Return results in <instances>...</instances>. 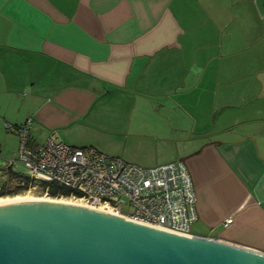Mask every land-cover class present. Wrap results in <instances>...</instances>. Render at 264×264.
<instances>
[{"label":"crops","instance_id":"1","mask_svg":"<svg viewBox=\"0 0 264 264\" xmlns=\"http://www.w3.org/2000/svg\"><path fill=\"white\" fill-rule=\"evenodd\" d=\"M27 119L30 145L185 160L189 233L264 252V0H0V127Z\"/></svg>","mask_w":264,"mask_h":264},{"label":"water","instance_id":"2","mask_svg":"<svg viewBox=\"0 0 264 264\" xmlns=\"http://www.w3.org/2000/svg\"><path fill=\"white\" fill-rule=\"evenodd\" d=\"M1 150V147H0ZM75 204L0 205V264H264V252Z\"/></svg>","mask_w":264,"mask_h":264},{"label":"built area","instance_id":"3","mask_svg":"<svg viewBox=\"0 0 264 264\" xmlns=\"http://www.w3.org/2000/svg\"><path fill=\"white\" fill-rule=\"evenodd\" d=\"M28 122L4 124L17 133L18 156L26 167L25 172H16L20 174L18 185L41 188L44 181L46 194L50 182H56L69 189V197L102 204L130 219L189 233L198 212L194 181L185 160L142 165L92 146H74L50 137L30 145ZM11 163L7 160L6 168ZM124 204L130 207L128 211L123 210ZM231 219L227 217L224 224Z\"/></svg>","mask_w":264,"mask_h":264},{"label":"rangeland","instance_id":"4","mask_svg":"<svg viewBox=\"0 0 264 264\" xmlns=\"http://www.w3.org/2000/svg\"><path fill=\"white\" fill-rule=\"evenodd\" d=\"M1 128L0 138V186L6 189V192L0 196L6 195H14V194H22L29 192L34 195H46L49 197H61V196H50L48 193H44V190L39 188L38 186L35 188L28 189L27 186L18 185L19 176L15 172H25L26 167L25 163L19 159L17 147L19 144V139L14 137H7L9 133L5 132L4 129ZM11 136V135H10ZM109 155V154H107ZM114 156V155H110ZM124 159V158H123ZM7 160H11L12 163L10 167L6 168ZM14 172V173H13ZM66 196H62L64 198ZM68 197V196H67ZM70 198V197H68ZM130 207L126 204L123 205V210L128 211Z\"/></svg>","mask_w":264,"mask_h":264},{"label":"bare ground","instance_id":"5","mask_svg":"<svg viewBox=\"0 0 264 264\" xmlns=\"http://www.w3.org/2000/svg\"><path fill=\"white\" fill-rule=\"evenodd\" d=\"M68 197L67 196L64 198H62V196L61 197H49L46 195H40L39 196V195H34V194L29 193V192H26V193H22V194H19V193L14 194L11 196L10 195L0 196V205H6V204L17 203V202H22V201H29V200H48V201H55V202L75 204V205H80V206H84V207H89V208H93V209L100 210L103 212L114 214V215L121 217V218L123 217V219H130L126 216L118 215V214L112 212L109 208H107L106 206H104L102 204L89 203V202L83 201L80 198H73V197L68 198ZM131 220L135 221L137 223H140V224H144V225H147V226H150L153 228H157L159 230H165L168 232L176 233L178 235H184V236L191 238L190 234L187 232H180V231L172 230V229H169V228L157 225V224H150L147 222H142V221H138V220H134V219H131Z\"/></svg>","mask_w":264,"mask_h":264},{"label":"trees","instance_id":"6","mask_svg":"<svg viewBox=\"0 0 264 264\" xmlns=\"http://www.w3.org/2000/svg\"><path fill=\"white\" fill-rule=\"evenodd\" d=\"M14 173V172H13ZM16 173V172H15ZM18 176L20 174L16 173ZM45 184L46 182L44 181H41L40 182V187L41 189H44L45 187ZM6 192V189L4 187H1L0 186V195H2L3 193ZM48 194L50 196H60V195H63V196H67L69 194V189L59 185L58 183L56 182H50V186H49V189H48Z\"/></svg>","mask_w":264,"mask_h":264}]
</instances>
